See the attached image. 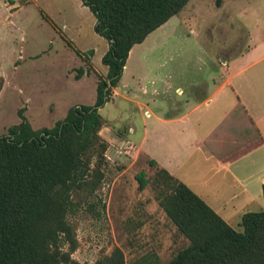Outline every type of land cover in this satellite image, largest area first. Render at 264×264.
I'll return each instance as SVG.
<instances>
[{
  "label": "rangeland",
  "instance_id": "374dc122",
  "mask_svg": "<svg viewBox=\"0 0 264 264\" xmlns=\"http://www.w3.org/2000/svg\"><path fill=\"white\" fill-rule=\"evenodd\" d=\"M95 23L80 0H0V136L20 122V112L39 131L53 128L70 108L93 104L108 48ZM263 40L264 0H190L132 48L120 85L145 86L147 70L169 67L209 81L229 56ZM143 111L119 98L98 110L107 121L99 133L108 143L103 179L88 204L70 214L79 244L72 258L81 264H94L114 247L127 264H165L184 246L171 242L150 188L138 189L136 175L152 174L132 145L143 133Z\"/></svg>",
  "mask_w": 264,
  "mask_h": 264
},
{
  "label": "trees",
  "instance_id": "16d2710c",
  "mask_svg": "<svg viewBox=\"0 0 264 264\" xmlns=\"http://www.w3.org/2000/svg\"><path fill=\"white\" fill-rule=\"evenodd\" d=\"M80 1L108 44L101 58L106 75L97 76L93 104L70 108L53 128L34 131L20 112V122L0 136V264H81L72 258L79 244L70 214L88 204L103 179L108 143L99 134L106 121L98 110L111 101L131 49L190 0ZM3 85L0 77V92ZM211 137L225 141L217 129ZM231 141L237 148L249 138ZM138 154L152 171L136 175L138 189L152 191L171 242H184L165 264H264V209L244 214L236 231L185 184ZM261 193L264 200V183ZM94 264L127 262L114 247Z\"/></svg>",
  "mask_w": 264,
  "mask_h": 264
},
{
  "label": "crops",
  "instance_id": "0c3cea01",
  "mask_svg": "<svg viewBox=\"0 0 264 264\" xmlns=\"http://www.w3.org/2000/svg\"><path fill=\"white\" fill-rule=\"evenodd\" d=\"M229 57L209 81L189 77L181 67L151 68L145 86L122 87L124 67L111 100L144 109L142 136L132 143L136 152L185 184L236 230L244 214L264 209V40ZM216 129L224 142L211 137ZM241 136L249 141L235 148L231 139Z\"/></svg>",
  "mask_w": 264,
  "mask_h": 264
}]
</instances>
